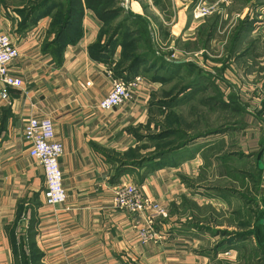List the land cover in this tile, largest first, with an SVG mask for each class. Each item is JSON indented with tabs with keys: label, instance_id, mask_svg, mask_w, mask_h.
Instances as JSON below:
<instances>
[{
	"label": "crops",
	"instance_id": "crops-1",
	"mask_svg": "<svg viewBox=\"0 0 264 264\" xmlns=\"http://www.w3.org/2000/svg\"><path fill=\"white\" fill-rule=\"evenodd\" d=\"M32 1L0 0V33L20 52L9 72L23 82L6 100L0 84V264H236L229 258L264 235V0H207L218 12L199 22L192 18L197 0L136 7L154 16L156 57L128 72L143 79L133 100L107 111L99 104L112 91L108 72L117 78L127 69L123 35L105 47L106 32L87 0H55L43 9ZM62 4L72 12L58 35ZM167 75L199 81L181 98L193 94V104L240 112L236 135L186 143L134 165L139 160L129 156L144 144ZM213 79L223 86L219 99ZM42 117L53 120L64 149L59 164L68 198L58 212L46 203L44 171L25 138L30 119ZM228 147L233 150L221 155ZM129 184L167 214L192 209L193 225L182 220L183 229L170 231L166 218L117 208L113 190ZM145 229L172 234V241L145 243ZM206 230L210 239L223 230L240 243L225 239L208 250Z\"/></svg>",
	"mask_w": 264,
	"mask_h": 264
},
{
	"label": "rangeland",
	"instance_id": "rangeland-1",
	"mask_svg": "<svg viewBox=\"0 0 264 264\" xmlns=\"http://www.w3.org/2000/svg\"><path fill=\"white\" fill-rule=\"evenodd\" d=\"M87 1L102 22L107 40L119 32V35H123L122 39L125 44H132V46L125 52L126 68L135 63L137 59L139 60L137 62L138 68L141 65L146 64L143 62L145 58L156 57L150 47L151 37L153 38V34H151V26L153 23L155 24L153 19L154 16L141 14V10L136 12V7L144 8L147 2H149L148 0ZM40 3H43V0H33L31 4L34 7H37ZM155 49L158 50V53L163 57L170 55L168 54L170 50H166L167 52H165L164 48V50L159 49L157 46ZM154 60L155 63L158 61L156 58ZM164 79V87L158 94H156L151 105V118L148 126H146L144 135H142V140L144 141L145 139L144 144H142L138 151L129 156L130 160H139L134 162V165L149 162V160L154 159L167 151L170 152L174 148L186 143L195 141L190 144L193 145L208 138L220 139L221 136L224 137L230 134L232 136L236 135L232 133L236 131H234L235 122L239 123L240 112H225L223 109L212 110V106L210 109L209 106L200 102L193 104L191 101L193 99V94L181 98L182 93L186 92L189 87H194V84L195 86H198L199 84V81L194 82L190 76H186L177 81L172 78L171 75H167ZM212 82L218 85H212L211 91L215 92V98L219 99V87L223 86H221L220 82L216 79H213ZM207 98L208 96L198 97L199 101ZM232 141L233 140L230 141L231 147L234 145ZM231 150L233 149L228 147L223 150L221 155ZM191 210L192 209L186 208V206L181 209L173 207L168 211L167 216L164 217L166 218L164 225L170 228V231L183 229L184 227L181 224L182 220L185 222V227H187V225H193L194 214ZM182 214L185 215V217H183ZM214 216H217V214ZM215 218L216 217H211L210 219L214 220ZM220 219L223 218L221 217ZM229 221L232 220L229 219ZM219 232L223 233V230L218 231V234L216 231L214 234L215 237L211 235V239L207 236V230L203 233V235L207 236V243L205 244L206 249L209 250L213 247L215 248L218 242L223 243L225 242V239H229L226 241L228 245H230L229 243L239 245L240 242H235V240H233L234 238L232 239L228 237V235H223ZM172 237L173 235L169 234L168 240L163 242L169 243V241H172ZM250 243L253 244L244 248L243 252H238L237 256H232L229 259H234L233 263L236 264H264V255L255 254L256 252L253 251V249H255V244L262 249V253L264 252V235L260 234L259 240ZM233 245L232 247H235ZM206 254L208 255L209 253L207 252ZM228 256H231V254ZM254 257H260L258 258L259 261L254 259Z\"/></svg>",
	"mask_w": 264,
	"mask_h": 264
},
{
	"label": "built area",
	"instance_id": "built-area-1",
	"mask_svg": "<svg viewBox=\"0 0 264 264\" xmlns=\"http://www.w3.org/2000/svg\"><path fill=\"white\" fill-rule=\"evenodd\" d=\"M217 4H209L206 0H197L192 9L194 22L203 21L217 13ZM20 52L9 35L0 33V84L4 86L2 98H8V90L23 87L22 80L13 77L9 72L10 65L19 57ZM112 79V91L107 98L100 102L102 111L123 107L133 100L134 91L142 83L141 77L131 80L116 78L108 72ZM91 84H87L90 87ZM25 138L30 143V156L37 160L44 171L45 198L49 207L59 211V207L67 201L68 195L64 187V177L60 169V158L64 149L56 141L53 120L50 117L32 118L25 128ZM113 201L117 208L132 213H150L152 219L166 217L167 211L155 200L143 195L141 188L136 184L119 185L113 190ZM141 239L147 243L153 241L162 243L168 240L169 235H161L152 229L140 232Z\"/></svg>",
	"mask_w": 264,
	"mask_h": 264
},
{
	"label": "trees",
	"instance_id": "trees-1",
	"mask_svg": "<svg viewBox=\"0 0 264 264\" xmlns=\"http://www.w3.org/2000/svg\"><path fill=\"white\" fill-rule=\"evenodd\" d=\"M86 2L90 6V3L88 1H86ZM51 3L52 4L55 3V0H43V3H40L39 6H37V7L41 8V9H43V8H51V6H50ZM62 5H63L62 8L57 12V15H56V25L59 26V34L58 35L63 34L64 31L66 30V28L69 26V22H70V19H71V12H72V7L71 6H67V5H64V4H62ZM33 8H35V7H33ZM67 12H69L70 14L68 15ZM118 34H119V32H117L115 35H113L111 38H109L108 41L106 42V46L105 47H110L112 45V43L114 42V40L116 39V37L118 36ZM106 39H107V36H106ZM131 46H132V44H130V43L129 44H125L124 45L125 52ZM138 61L139 60L137 59V61L135 63H133L131 66H129L126 69V71L124 70V72L122 74H120L118 76V78H124L126 80H131V78L129 77V73L133 72V70L135 68H137V66H138V63L137 62ZM225 234L226 235H230L228 233H225ZM236 236H238V235H236ZM238 238H240V236H238ZM233 240H235V238ZM253 251L256 252V248L253 249ZM261 251L262 250L259 249L260 255L261 254L264 255V252L262 253ZM255 254H258V253H255ZM258 258H260V257H258ZM258 258L257 257H254V259H258Z\"/></svg>",
	"mask_w": 264,
	"mask_h": 264
},
{
	"label": "water",
	"instance_id": "water-1",
	"mask_svg": "<svg viewBox=\"0 0 264 264\" xmlns=\"http://www.w3.org/2000/svg\"><path fill=\"white\" fill-rule=\"evenodd\" d=\"M157 158V157H156Z\"/></svg>",
	"mask_w": 264,
	"mask_h": 264
}]
</instances>
